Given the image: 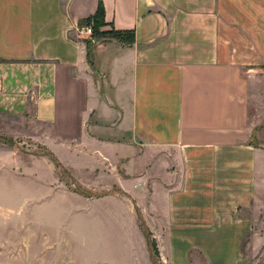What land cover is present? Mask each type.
I'll use <instances>...</instances> for the list:
<instances>
[{
	"label": "crops",
	"instance_id": "crops-1",
	"mask_svg": "<svg viewBox=\"0 0 264 264\" xmlns=\"http://www.w3.org/2000/svg\"><path fill=\"white\" fill-rule=\"evenodd\" d=\"M99 3L129 42L88 44ZM0 113L116 186L106 226L138 241L131 196L168 264L264 243V0H0Z\"/></svg>",
	"mask_w": 264,
	"mask_h": 264
},
{
	"label": "rangeland",
	"instance_id": "rangeland-1",
	"mask_svg": "<svg viewBox=\"0 0 264 264\" xmlns=\"http://www.w3.org/2000/svg\"><path fill=\"white\" fill-rule=\"evenodd\" d=\"M89 25L88 44L114 39L94 36ZM46 131L0 113V264H168L131 196L138 241L136 226H106L100 198L120 190L107 188L102 177L91 183L83 170L62 163L46 146ZM203 261L190 258L188 264ZM246 264H264V243Z\"/></svg>",
	"mask_w": 264,
	"mask_h": 264
},
{
	"label": "trees",
	"instance_id": "trees-1",
	"mask_svg": "<svg viewBox=\"0 0 264 264\" xmlns=\"http://www.w3.org/2000/svg\"><path fill=\"white\" fill-rule=\"evenodd\" d=\"M103 9H102V5L99 3L98 5V9L96 14L92 17V18H88L84 21V24H90L92 23L93 28H94V36H100L101 38H106V37H110V38H114L117 41H120L121 43H127L132 39V32H120V31H116V30H110V31H104L101 30V27L104 25V22L102 20V16H103ZM125 34V35H129L131 37V39L127 42H125L121 36Z\"/></svg>",
	"mask_w": 264,
	"mask_h": 264
},
{
	"label": "built area",
	"instance_id": "built-area-1",
	"mask_svg": "<svg viewBox=\"0 0 264 264\" xmlns=\"http://www.w3.org/2000/svg\"><path fill=\"white\" fill-rule=\"evenodd\" d=\"M81 32L85 35H90L92 33V28L89 24H85L82 26Z\"/></svg>",
	"mask_w": 264,
	"mask_h": 264
}]
</instances>
